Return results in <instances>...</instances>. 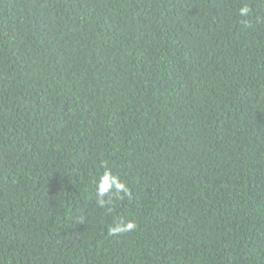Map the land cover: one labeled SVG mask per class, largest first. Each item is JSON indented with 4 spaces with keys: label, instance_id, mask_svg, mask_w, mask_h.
<instances>
[{
    "label": "trees",
    "instance_id": "1",
    "mask_svg": "<svg viewBox=\"0 0 264 264\" xmlns=\"http://www.w3.org/2000/svg\"><path fill=\"white\" fill-rule=\"evenodd\" d=\"M0 264H264V0H0Z\"/></svg>",
    "mask_w": 264,
    "mask_h": 264
},
{
    "label": "clouds",
    "instance_id": "2",
    "mask_svg": "<svg viewBox=\"0 0 264 264\" xmlns=\"http://www.w3.org/2000/svg\"><path fill=\"white\" fill-rule=\"evenodd\" d=\"M248 9L242 8L240 9V15H247ZM127 185L120 180L118 176L112 174L111 170H105L103 174L99 177V182L96 187V196L97 203L101 208L108 207L110 209V205L113 203L112 197L115 199L122 198V195L128 194ZM111 194V195H110ZM108 196L109 199H105ZM136 225L134 223H127L126 225L121 223L112 229L113 233L127 232L135 229Z\"/></svg>",
    "mask_w": 264,
    "mask_h": 264
}]
</instances>
